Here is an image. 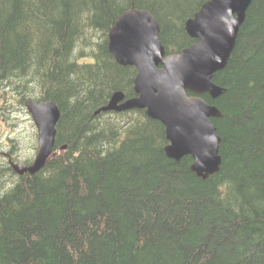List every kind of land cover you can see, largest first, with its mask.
Wrapping results in <instances>:
<instances>
[{"label": "trees", "instance_id": "16d2710c", "mask_svg": "<svg viewBox=\"0 0 264 264\" xmlns=\"http://www.w3.org/2000/svg\"><path fill=\"white\" fill-rule=\"evenodd\" d=\"M206 1L0 0L1 103L11 92L61 110L39 172L1 168L0 264H264V0L214 77L226 91L202 95L222 112L216 174L169 157L166 126L145 109L96 114L116 91L136 95L138 69L109 49L120 16L148 9L180 53L199 41L185 23Z\"/></svg>", "mask_w": 264, "mask_h": 264}, {"label": "water", "instance_id": "95a60500", "mask_svg": "<svg viewBox=\"0 0 264 264\" xmlns=\"http://www.w3.org/2000/svg\"><path fill=\"white\" fill-rule=\"evenodd\" d=\"M252 0H208L185 23L187 33L199 41L180 53H167L161 27L148 9L125 11L109 34V49L124 66H135L136 95L116 91L96 114L145 109L166 126L169 157L194 159L192 169L201 177L216 174L221 167V137L212 119L221 110L202 96L220 97L226 88L214 81L236 47L240 28ZM189 92L193 93L192 95ZM26 107L38 128V153L32 164H10L19 175L39 172L56 145L61 110L53 100H28ZM66 147V146H64Z\"/></svg>", "mask_w": 264, "mask_h": 264}, {"label": "rangeland", "instance_id": "374dc122", "mask_svg": "<svg viewBox=\"0 0 264 264\" xmlns=\"http://www.w3.org/2000/svg\"><path fill=\"white\" fill-rule=\"evenodd\" d=\"M18 96L8 92L6 101L11 100L3 103L0 101V108L6 106L10 108L6 110H9L7 116L0 117V165L2 164L0 168L4 167L5 161L8 159L5 153H11L18 162L35 159L39 150L38 128L27 107L21 105Z\"/></svg>", "mask_w": 264, "mask_h": 264}, {"label": "bare ground", "instance_id": "6f19581e", "mask_svg": "<svg viewBox=\"0 0 264 264\" xmlns=\"http://www.w3.org/2000/svg\"><path fill=\"white\" fill-rule=\"evenodd\" d=\"M97 36V35H96ZM89 49V48H88ZM263 92V91H262ZM12 146H13V144H12ZM14 147V146H13ZM56 148V147H55ZM16 150V149H15ZM1 153H2V151H1ZM4 156V155H3ZM2 158V157H1ZM9 158V157H8ZM5 159V158H4ZM6 160V159H5ZM2 161V160H1ZM25 161V160H24ZM9 163V162H8ZM8 165V164H7ZM2 166V164L0 165V167ZM8 168V167H7ZM1 169V168H0ZM0 172H1V170H0ZM5 172V171H4ZM3 173V172H2ZM2 177L4 178V176H3V174H2ZM0 178H1V176H0ZM7 180H8V178H7ZM10 180V179H9ZM4 181V180H3ZM2 181V182H3ZM6 182V181H5ZM14 182V181H13ZM7 183V182H6ZM5 183V184H6ZM4 187V186H3ZM3 189V188H2ZM5 190V189H4Z\"/></svg>", "mask_w": 264, "mask_h": 264}, {"label": "flooded vegetation", "instance_id": "af4514ba", "mask_svg": "<svg viewBox=\"0 0 264 264\" xmlns=\"http://www.w3.org/2000/svg\"><path fill=\"white\" fill-rule=\"evenodd\" d=\"M5 155L7 156V157H9L8 159H9V161H10V158H12V156L10 155V154H7V153H5ZM33 161H34V159L32 160V163H33ZM31 163V164H32Z\"/></svg>", "mask_w": 264, "mask_h": 264}]
</instances>
